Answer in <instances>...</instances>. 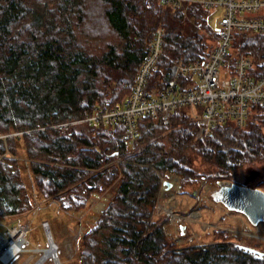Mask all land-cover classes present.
I'll list each match as a JSON object with an SVG mask.
<instances>
[{
  "label": "trees",
  "instance_id": "1",
  "mask_svg": "<svg viewBox=\"0 0 264 264\" xmlns=\"http://www.w3.org/2000/svg\"><path fill=\"white\" fill-rule=\"evenodd\" d=\"M83 1L0 0V216L32 206L20 160L5 154L16 156L21 142L37 191L60 199L66 210L82 209L94 191L115 185L80 239L81 264H264V256L236 248L222 229L215 230L216 241L178 244L166 233L167 218L153 215L165 173L176 174L185 191L201 179L231 182L232 170L264 159V108L244 126L227 121L200 139L186 106L165 123L143 116L133 151L121 138V122L54 126L119 103L159 26L162 52L148 85L163 87L175 61H194L216 42L212 10L188 4L182 13L158 0H100L113 34L97 42L86 25L81 29ZM237 52L252 58L253 74L264 73V34L235 33L230 56ZM115 158L125 161L111 162Z\"/></svg>",
  "mask_w": 264,
  "mask_h": 264
},
{
  "label": "built area",
  "instance_id": "2",
  "mask_svg": "<svg viewBox=\"0 0 264 264\" xmlns=\"http://www.w3.org/2000/svg\"><path fill=\"white\" fill-rule=\"evenodd\" d=\"M172 11L186 13L188 4H198L217 14L216 42L194 61L178 59L166 84L149 86L151 74L159 68L163 46L162 27H156L148 43V52L140 63L129 92L114 106H96L81 118L54 126L61 130L74 122L123 124L122 140L129 151L140 145L139 118L151 116L168 122L170 114L186 106L195 125L194 139L208 135L227 121L244 126L254 111L264 108V73H252L253 60L237 52L230 56L235 33L264 34V0H158ZM249 12V14H246ZM115 158L111 162H124ZM163 176H160L163 185ZM171 182V181H170ZM172 181L171 183H173ZM44 227L48 228L47 223ZM28 227L0 221V264H8L22 250Z\"/></svg>",
  "mask_w": 264,
  "mask_h": 264
},
{
  "label": "rangeland",
  "instance_id": "3",
  "mask_svg": "<svg viewBox=\"0 0 264 264\" xmlns=\"http://www.w3.org/2000/svg\"><path fill=\"white\" fill-rule=\"evenodd\" d=\"M103 6L104 3L100 0H84L82 6L84 16L81 29L83 31L87 26L90 35L94 36V41L97 42L100 38L103 39L113 34L102 15ZM216 13L218 11L211 12L208 18L213 29L217 27ZM82 31H79L80 34ZM88 40L92 41V39ZM119 93L120 98L122 97L120 100H122L127 90ZM21 144L20 142L16 156L9 151L5 154L20 160L22 175L32 196V206L20 213L0 216L2 223H21L28 227L22 250L12 256L8 264H55L52 256L40 260L44 254L43 249L49 247L44 223H47L51 238L55 243L56 258L59 263L81 264L80 239L83 233L94 224L100 211L111 197L115 185L102 192L94 191L82 209L66 210L62 207L60 199L45 198L39 194L27 164L28 158L24 157ZM163 178L174 182L170 188H167L164 182L161 185L153 215L167 218L166 233L174 237L178 244H207L216 241L221 235L220 232L215 231L219 228L213 225H220L230 230L225 234L230 241H238L264 251V223L258 222L253 225L242 213L229 210L223 204L214 201L211 192L218 187L216 182L201 179L199 183L184 191L180 189L179 177L176 174L167 172ZM230 181L259 186L264 190V159L246 162L235 168L230 175ZM180 224L186 226L183 236L179 234Z\"/></svg>",
  "mask_w": 264,
  "mask_h": 264
},
{
  "label": "water",
  "instance_id": "4",
  "mask_svg": "<svg viewBox=\"0 0 264 264\" xmlns=\"http://www.w3.org/2000/svg\"><path fill=\"white\" fill-rule=\"evenodd\" d=\"M162 182L165 183L167 188L172 186V183L167 179H163ZM211 197L214 201L222 203L229 210L242 213L253 225L260 221L264 222V190L260 187L237 182L219 183L218 187L211 192ZM180 227L183 229L184 225L182 224ZM46 231L49 241V247L46 249H53L55 243L48 228H46ZM240 246L246 250L256 252L259 256L264 255V251L246 245ZM51 256L54 257L55 264H60L56 258V253ZM42 258L43 256L40 258L41 261Z\"/></svg>",
  "mask_w": 264,
  "mask_h": 264
},
{
  "label": "flooded vegetation",
  "instance_id": "5",
  "mask_svg": "<svg viewBox=\"0 0 264 264\" xmlns=\"http://www.w3.org/2000/svg\"><path fill=\"white\" fill-rule=\"evenodd\" d=\"M161 183V182H160ZM219 183H228V182H218V184ZM248 185V184H247ZM160 190H161V184H160V188H159V192H160ZM220 203V202H219ZM222 204V203H221ZM232 211H234V210H232ZM235 212H237V211H235ZM237 213H240V212H237ZM179 218V217H178ZM249 222V221H248ZM259 223H264L263 221H260ZM182 224H180L179 225V234L181 235V236H183L184 235V233H185V228H186V226L184 225V227H183V229H181V226ZM213 226H215V227H217V228H219V229H222V230H225V231H230L229 229H227L226 227H222V226H220V225H213ZM232 242V244H233V246H235L236 248H238V249H241V250H243L244 252H247V253H249V254H252V255H256V256H259L256 252H252V251H249V250H246V249H244L243 247H241L240 245H246V244H242V243H239L238 241H234V240H232L231 241ZM247 246V245H246ZM255 248V247H254ZM257 249V248H256ZM262 256H264V255H262ZM259 257H261V256H259Z\"/></svg>",
  "mask_w": 264,
  "mask_h": 264
},
{
  "label": "bare ground",
  "instance_id": "6",
  "mask_svg": "<svg viewBox=\"0 0 264 264\" xmlns=\"http://www.w3.org/2000/svg\"><path fill=\"white\" fill-rule=\"evenodd\" d=\"M43 251H44V254H43L42 260L45 259L48 255L51 256V255H54L56 253L55 245H54L53 249L52 248L51 249H43Z\"/></svg>",
  "mask_w": 264,
  "mask_h": 264
}]
</instances>
